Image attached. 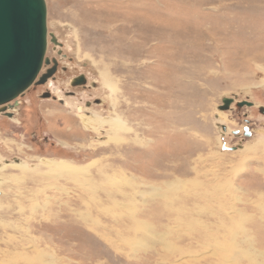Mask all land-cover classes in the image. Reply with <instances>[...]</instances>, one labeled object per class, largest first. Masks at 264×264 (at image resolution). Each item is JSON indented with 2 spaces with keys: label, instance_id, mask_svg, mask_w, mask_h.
I'll return each mask as SVG.
<instances>
[{
  "label": "rangeland",
  "instance_id": "374dc122",
  "mask_svg": "<svg viewBox=\"0 0 264 264\" xmlns=\"http://www.w3.org/2000/svg\"><path fill=\"white\" fill-rule=\"evenodd\" d=\"M45 2L63 101L0 115V264H264V0Z\"/></svg>",
  "mask_w": 264,
  "mask_h": 264
},
{
  "label": "water",
  "instance_id": "95a60500",
  "mask_svg": "<svg viewBox=\"0 0 264 264\" xmlns=\"http://www.w3.org/2000/svg\"><path fill=\"white\" fill-rule=\"evenodd\" d=\"M48 41L53 47L62 45L56 34L48 30L45 0H0V111L4 110L5 103L16 99L32 83L44 82L55 70L56 58L46 55ZM51 62L45 72L39 74L42 66ZM81 78L71 77L70 85L81 83ZM49 94L42 92L38 96ZM233 99L222 96L217 109H227ZM236 104L242 106L251 102L243 99ZM259 109L264 113V106ZM243 129V133L249 135L248 126L244 125ZM237 132L238 129L234 130Z\"/></svg>",
  "mask_w": 264,
  "mask_h": 264
},
{
  "label": "flooded vegetation",
  "instance_id": "af4514ba",
  "mask_svg": "<svg viewBox=\"0 0 264 264\" xmlns=\"http://www.w3.org/2000/svg\"><path fill=\"white\" fill-rule=\"evenodd\" d=\"M49 30V29H48ZM48 43H49V41H48ZM51 43V42H50ZM51 49L54 51V53L55 54H52L50 57H55L56 58V67H55V70L52 72V74L50 75V76H48L47 78H46V80L44 81V82H42V83H32L22 94H20L19 96H22L28 89L29 90H36V87L37 86H42V89H40V92H35V95L37 96V97H39L38 96V94H41L42 92H47V93H50L49 95H47L46 97H52L53 98V96L54 97H56V99L61 103L62 101H63V98H61V97H57V95H53L52 93H53V91H54V89L56 88V86L54 85V86H52L51 85V83L56 79V75H57V73L58 72H60V70H64L65 69V67L64 66H61V68L60 69H58V66H59V63L62 61V59L64 58V57H66V54L63 52V50H62V45H56L55 47H53V44L51 43ZM59 50V51H58ZM67 59H70V57H67ZM52 64V62L51 63H49V64H46V65H44V66H42V68H41V70H40V72H39V74L40 73H42V72H45V70H46V68L47 67H49L50 65ZM81 75V76H80ZM75 76H77V79H79V78H81V77H84V79L83 78H81V79H83V81L81 82V83H75L74 85H70V79H71V77H75ZM80 76V77H79ZM70 78H69V80H68V84H69V87H67V88H63L62 89V93H64V95H74V87H76V86H80V87H82V88H85V87H88L90 84L91 85H94V83L93 82H89V81H87V78H86V76H85V74L84 73H77V74H74V75H72ZM51 85V86H50ZM19 96H17L16 97V99H13V100H10L9 102H7V103H5L4 104V106H5V108H4V110H1L0 111V115H3V116H6V117H13L14 116V114H15V112H16V110H17V108L19 107V104H20V98H19ZM40 98V97H39ZM234 98V97H233ZM55 99V98H54ZM96 100H98V99H96ZM233 100H235V98L233 99ZM93 101H95L94 99H93ZM99 101H101V98L99 99ZM235 102V101H234ZM88 105V104H90V100H86L85 101V105ZM243 105H247V104H243ZM249 105H251V104H249ZM10 114V116L8 115V114ZM244 130V129H243ZM237 133H239V129H238V132ZM6 161H9L8 159H6Z\"/></svg>",
  "mask_w": 264,
  "mask_h": 264
},
{
  "label": "bare ground",
  "instance_id": "6f19581e",
  "mask_svg": "<svg viewBox=\"0 0 264 264\" xmlns=\"http://www.w3.org/2000/svg\"><path fill=\"white\" fill-rule=\"evenodd\" d=\"M48 47V46H47ZM102 76V78H104L103 80H104V82H107L108 84V86L109 87H111L112 88V86H113V82H112V80L106 75V73L104 72V74H102L101 75ZM217 108V107H216ZM218 111H221V110H219L218 109ZM219 117V116H218ZM83 121H85V122H83L84 124L86 123V121L87 120H83ZM2 160V159H1ZM44 160V159H43ZM1 162V166H3V168L4 167H11V168H14V167H18V166H23L22 167V169L23 170H25V168L26 167H24V166H26V165H24V164H22V165H20L21 164V161L20 162H17V163H19V164H14V163H11V162H9V161H6V159H3L2 161H0ZM15 162V161H14ZM94 162V160H92V161H90V162H88V163H86V164H74V163H71V162H68V161H66V160H64V159H59V160H53L52 162H50V164L48 165L49 167H50V169L51 170H54V173H60V172H62V171H74V173H75V171L76 170H80V169H82V168H85L86 166L85 165H90V164H92ZM68 171V172H69ZM80 172L81 171H79V174H80ZM53 173V174H54ZM73 173V174H74ZM68 174V173H67ZM121 174H122V172H121ZM60 175V174H59ZM69 175H71L72 176V174H69ZM68 175V176H69ZM77 175V174H76ZM70 176V177H71ZM12 177V176H11ZM115 178V177H114ZM121 178H123V177H121ZM115 181V180H114ZM121 182V181H120ZM123 182V181H122ZM127 193V192H126ZM125 194V193H124ZM133 196V195H132ZM127 206H128V204H127ZM135 206V205H134ZM131 207V206H130ZM135 211H133V213H134ZM133 215V214H132ZM134 219H136L135 217H134ZM138 219V218H137ZM141 221V220H140ZM142 224V223H141ZM140 225V223L138 222V226ZM145 225V224H144ZM148 225V224H147ZM150 226V225H149ZM152 226V225H151ZM146 227V226H145ZM147 229V228H146ZM145 229V230H146ZM140 230V229H139ZM151 230V229H150ZM149 232V231H148ZM145 233V232H144ZM156 234V233H155ZM158 235V234H157ZM153 237H155V236H153ZM149 240V239H148ZM148 240H147V242H148ZM145 244V243H144ZM235 248V247H234ZM243 248V247H242ZM236 250V249H235ZM241 250V249H240ZM232 253V252H231ZM248 264V263H247Z\"/></svg>",
  "mask_w": 264,
  "mask_h": 264
}]
</instances>
